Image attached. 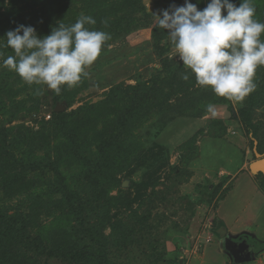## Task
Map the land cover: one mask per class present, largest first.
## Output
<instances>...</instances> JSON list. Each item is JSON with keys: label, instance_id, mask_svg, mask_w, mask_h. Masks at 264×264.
Instances as JSON below:
<instances>
[{"label": "rangeland", "instance_id": "374dc122", "mask_svg": "<svg viewBox=\"0 0 264 264\" xmlns=\"http://www.w3.org/2000/svg\"><path fill=\"white\" fill-rule=\"evenodd\" d=\"M191 2L203 10L208 0ZM184 3L119 7L87 76L59 94L0 66V150L32 166L9 177L0 161V264H234L226 238L246 240L248 264H264V173L250 170L264 157V66L242 101L199 86L157 27L155 14ZM253 3L264 23V0ZM43 128L76 134L69 151L61 135L35 146ZM37 201L50 210L29 228L5 224Z\"/></svg>", "mask_w": 264, "mask_h": 264}, {"label": "clouds", "instance_id": "9594fccd", "mask_svg": "<svg viewBox=\"0 0 264 264\" xmlns=\"http://www.w3.org/2000/svg\"><path fill=\"white\" fill-rule=\"evenodd\" d=\"M10 0H5V5ZM157 27L168 33L174 51L196 83L220 97L242 101L255 90L257 69L264 66V23L256 19L253 0H208L199 10L185 0L159 14ZM105 26L107 21H102ZM92 16L81 14L75 23L58 21L51 33L41 37L35 27L19 24L7 31L6 45L14 55L0 51L2 67L14 71L28 85H46L57 94L61 86L71 88L101 55L107 32L91 30ZM187 81L188 74H181ZM209 110L212 106L209 105Z\"/></svg>", "mask_w": 264, "mask_h": 264}, {"label": "trees", "instance_id": "16d2710c", "mask_svg": "<svg viewBox=\"0 0 264 264\" xmlns=\"http://www.w3.org/2000/svg\"><path fill=\"white\" fill-rule=\"evenodd\" d=\"M138 2L140 3V0H138ZM138 2L137 0H10V3L5 5V0H0V39L5 37L7 31L14 30L19 24L35 27L37 33L43 37L51 33L53 26H58V21L65 25H71L76 22L81 14L95 18L96 24L88 25L91 30H101L105 28H113V30H116L119 26H114L115 21H113V18L116 21L119 20L118 17H116L120 10L119 7L130 10L127 13L131 14L136 10V4H138ZM105 20L107 21L106 26L102 23V21ZM110 24L112 26H110ZM3 45H6V42ZM0 51L4 52L5 57L8 55H14L13 50L7 47L0 48ZM3 80L5 81L3 83L6 88L5 92L9 96L15 97V95H17V92L14 93L15 84L11 83L9 86L10 82L5 78ZM98 108L99 107L93 106L89 107L87 110L91 114V112L94 113ZM83 125H86L85 122H83ZM119 127L120 126H117L116 129L121 132ZM56 135H61V138L63 139L65 137L69 142L71 141L69 140L70 137H74L76 134H73L69 129L64 130L55 128V130L51 131V129L43 128L35 132L30 138L35 142L34 145L38 147V145L40 146L41 144H49ZM81 141V139H77L76 143L73 142V145L75 144L73 147L75 151L77 149V143H82ZM70 143L72 142L62 146L65 152L69 151ZM0 155V161L8 164L6 167L8 168L9 177L23 178L25 173L32 169V166L27 161H25L24 164L22 159L19 158L18 160L12 155L5 153L3 150H0ZM12 158L16 164L11 165L8 163ZM68 205L71 206V204ZM44 206V202H32L31 211L28 212V214L10 216L5 224L14 228L19 224L24 225L25 220L27 219V226L29 228V224L34 220L37 209L50 210L49 206H46L45 208ZM75 211L82 212L83 210H79L78 207ZM23 233H25L24 229Z\"/></svg>", "mask_w": 264, "mask_h": 264}, {"label": "water", "instance_id": "95a60500", "mask_svg": "<svg viewBox=\"0 0 264 264\" xmlns=\"http://www.w3.org/2000/svg\"><path fill=\"white\" fill-rule=\"evenodd\" d=\"M57 113L64 111L63 107L58 106L55 110ZM258 160L253 162L250 170L253 174L264 173V157L257 154ZM225 248L231 255L234 264H248L251 262L252 246L246 240L235 242L230 238L225 239Z\"/></svg>", "mask_w": 264, "mask_h": 264}, {"label": "crops", "instance_id": "0c3cea01", "mask_svg": "<svg viewBox=\"0 0 264 264\" xmlns=\"http://www.w3.org/2000/svg\"><path fill=\"white\" fill-rule=\"evenodd\" d=\"M249 244V243H248ZM251 245V244H250ZM254 250L252 249L251 258L253 256ZM253 259V258H252ZM252 261V260H251ZM251 263V262H250Z\"/></svg>", "mask_w": 264, "mask_h": 264}]
</instances>
